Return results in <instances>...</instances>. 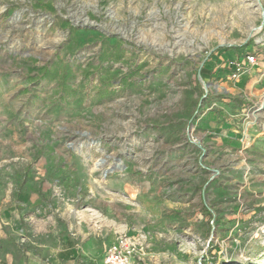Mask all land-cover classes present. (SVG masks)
Instances as JSON below:
<instances>
[{
    "label": "rangeland",
    "instance_id": "rangeland-1",
    "mask_svg": "<svg viewBox=\"0 0 264 264\" xmlns=\"http://www.w3.org/2000/svg\"><path fill=\"white\" fill-rule=\"evenodd\" d=\"M121 235L135 264H264V0H0V264Z\"/></svg>",
    "mask_w": 264,
    "mask_h": 264
},
{
    "label": "built area",
    "instance_id": "built-area-1",
    "mask_svg": "<svg viewBox=\"0 0 264 264\" xmlns=\"http://www.w3.org/2000/svg\"><path fill=\"white\" fill-rule=\"evenodd\" d=\"M257 62L254 54H247L244 58L227 60L223 70L231 69L232 78H239L246 66ZM137 242L128 235H121L118 240L106 251L107 264H135L137 254Z\"/></svg>",
    "mask_w": 264,
    "mask_h": 264
},
{
    "label": "crops",
    "instance_id": "crops-1",
    "mask_svg": "<svg viewBox=\"0 0 264 264\" xmlns=\"http://www.w3.org/2000/svg\"><path fill=\"white\" fill-rule=\"evenodd\" d=\"M233 55V54H232ZM234 56V55H233ZM233 56H230L229 54H228V59H230V60H234V58H231V57H233ZM237 59V58H236ZM215 63H216V61H215ZM217 67H220L219 65L217 66ZM223 69V68H222ZM221 69V70H222ZM245 73H242L240 76H242V75H244ZM246 75V74H245ZM42 192H44V190H32V203L35 205L34 207H33V209H39L40 211L43 209L42 207H41V202H42V198H41V194H42ZM42 208V209H41ZM46 210H47V208H46ZM43 211H44V209H43ZM48 242H49V240H48ZM66 242V243H65ZM64 243H65V245H64V251H65V253H66V255L67 256H69L70 255V249H71V240H70V237L68 236V239L65 241ZM64 257V256H63Z\"/></svg>",
    "mask_w": 264,
    "mask_h": 264
},
{
    "label": "trees",
    "instance_id": "trees-1",
    "mask_svg": "<svg viewBox=\"0 0 264 264\" xmlns=\"http://www.w3.org/2000/svg\"><path fill=\"white\" fill-rule=\"evenodd\" d=\"M243 47H245V46H243ZM243 47H242V48H243ZM237 49H239V48H237Z\"/></svg>",
    "mask_w": 264,
    "mask_h": 264
}]
</instances>
